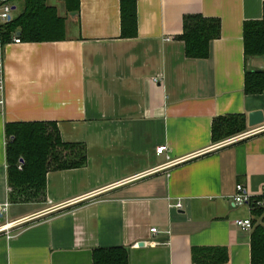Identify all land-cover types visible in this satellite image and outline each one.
<instances>
[{"label": "crops", "instance_id": "1", "mask_svg": "<svg viewBox=\"0 0 264 264\" xmlns=\"http://www.w3.org/2000/svg\"><path fill=\"white\" fill-rule=\"evenodd\" d=\"M45 1L65 39L15 44L14 33L3 45L0 205L10 221L41 217L0 236V264H93L94 249L116 247L128 264H251L253 229L235 220L253 214L232 196L240 184L264 206V121L257 135L221 143L254 129L249 113L264 118V92L246 94L244 83L247 71H264V57H246L243 39L264 0H137L130 38L119 0H78L77 12ZM7 2L15 18L23 4ZM196 14L221 25L206 59L187 57L179 40L184 16ZM228 117H243L242 131L213 140L214 120ZM40 122L85 146L86 164L50 170L42 202L10 204L5 126Z\"/></svg>", "mask_w": 264, "mask_h": 264}, {"label": "trees", "instance_id": "2", "mask_svg": "<svg viewBox=\"0 0 264 264\" xmlns=\"http://www.w3.org/2000/svg\"><path fill=\"white\" fill-rule=\"evenodd\" d=\"M17 1L22 2V10L8 24L0 26L1 46L18 32L20 35L17 38L22 43H52L65 39L64 19L57 15L54 7H48L45 0ZM64 1L68 2L69 10L74 5L77 12L78 0ZM136 3L137 0H119L122 38L136 36ZM243 25L244 54L250 58L264 57V14L261 20L248 21ZM182 26L179 40L184 42L185 55L195 60L208 58L210 43L220 36L219 21L198 14L187 15L182 20ZM244 83L246 94L263 93L264 71H247ZM243 120V117L215 119L213 140L241 132ZM5 133L10 204L42 202L46 195V174L50 170H70L86 164L85 146L63 143L55 123L11 124L5 126ZM259 201L253 200L250 206L253 214L251 264H264V206H256ZM257 220L260 223L256 224ZM92 260L93 264H128L127 251L121 247L94 249Z\"/></svg>", "mask_w": 264, "mask_h": 264}, {"label": "built area", "instance_id": "3", "mask_svg": "<svg viewBox=\"0 0 264 264\" xmlns=\"http://www.w3.org/2000/svg\"><path fill=\"white\" fill-rule=\"evenodd\" d=\"M12 20L11 16V5L7 2V0H0V23L1 25L8 24L9 21ZM15 44L20 43L18 38H15L13 41ZM2 52H3V46L0 45V107H2L3 99V85H4V75H3V68H4V61L2 60ZM262 131V128L258 127L257 129L254 128L248 132L243 133L240 136H236L234 138H230L228 141H225L221 143V145L229 144L230 142H235L238 140H242L245 137L257 135V133H260ZM167 150V147L160 146L156 148V155H161L165 153ZM18 169H21V164H18ZM234 205L237 206H247L250 208L253 199L248 195L246 192V189L243 185H237L236 186V192L232 196ZM262 202L259 201L256 203V206H262ZM175 208L181 209V204L176 203L174 205ZM9 205L5 203L4 205H0V236H5L6 239H13L16 235H18L21 231L28 228L31 225H34L37 223V221L40 219L41 215L37 214H30L25 217L14 219L13 221H10L6 219V215L8 212ZM235 224L238 228H240L242 231H251L253 229L251 224V218H246L245 220H235ZM151 233L156 234V229H151Z\"/></svg>", "mask_w": 264, "mask_h": 264}, {"label": "water", "instance_id": "4", "mask_svg": "<svg viewBox=\"0 0 264 264\" xmlns=\"http://www.w3.org/2000/svg\"><path fill=\"white\" fill-rule=\"evenodd\" d=\"M20 33L18 32L17 33V36H19ZM261 70H256V71H253V72H259ZM263 121H264V118H263V112L262 111H255V112H251L248 114V122H247V125L250 127V128H257L258 126L262 125L263 124Z\"/></svg>", "mask_w": 264, "mask_h": 264}, {"label": "rangeland", "instance_id": "5", "mask_svg": "<svg viewBox=\"0 0 264 264\" xmlns=\"http://www.w3.org/2000/svg\"><path fill=\"white\" fill-rule=\"evenodd\" d=\"M21 211H23V208L21 207V206H13L12 208H11V211L10 212H12V214L14 215V213H17V212H21Z\"/></svg>", "mask_w": 264, "mask_h": 264}]
</instances>
